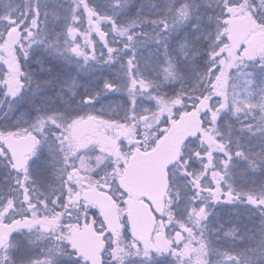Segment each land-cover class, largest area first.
I'll return each mask as SVG.
<instances>
[{
    "label": "snow or ice",
    "instance_id": "1",
    "mask_svg": "<svg viewBox=\"0 0 264 264\" xmlns=\"http://www.w3.org/2000/svg\"><path fill=\"white\" fill-rule=\"evenodd\" d=\"M0 264H264V0H0Z\"/></svg>",
    "mask_w": 264,
    "mask_h": 264
}]
</instances>
